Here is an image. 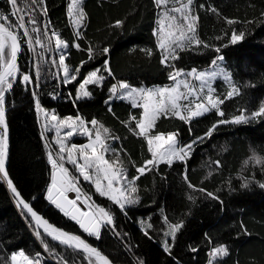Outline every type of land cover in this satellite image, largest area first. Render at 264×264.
I'll list each match as a JSON object with an SVG mask.
<instances>
[{"label": "trees", "instance_id": "trees-1", "mask_svg": "<svg viewBox=\"0 0 264 264\" xmlns=\"http://www.w3.org/2000/svg\"><path fill=\"white\" fill-rule=\"evenodd\" d=\"M181 1L83 0L71 22L69 0H16L36 54L20 43V58L0 85L9 132L7 173L46 221L112 264H264V212L254 208H264V0H191L189 35L178 45L168 35V47L162 21L173 18L185 26L183 9L176 14ZM0 23L20 32L8 0H0ZM218 56L237 94L190 121L157 119L151 134L174 133L188 153L172 163L154 162L137 131L141 109L116 98L115 84L168 85L174 72L203 69ZM10 57L4 38L0 69ZM91 73L96 79L81 93ZM44 111L85 122L90 136H100L105 162L127 182L124 209L81 179L66 149L43 126ZM87 138L76 134L64 145L80 148ZM52 162L75 180L91 209L110 215L97 234L82 232L47 201ZM17 253L38 264H98L41 233L0 172V264H12Z\"/></svg>", "mask_w": 264, "mask_h": 264}, {"label": "rangeland", "instance_id": "rangeland-1", "mask_svg": "<svg viewBox=\"0 0 264 264\" xmlns=\"http://www.w3.org/2000/svg\"><path fill=\"white\" fill-rule=\"evenodd\" d=\"M14 1L16 2V0ZM81 1L83 0H69L68 2L67 10L71 22L74 21L71 15L74 12H79V9H74V7L76 5L78 7ZM190 2L191 0H182L179 2L180 6L177 7L176 11L177 14L179 9H183L180 18L185 22V26L181 24V21L176 23L173 18L170 20H166L165 17L163 18L164 21H162V23L166 27V31L162 34V39L165 44H167L168 35H173V37L176 36L175 45H178L181 39L189 35L191 27L189 26V28L186 29V26L190 25L187 17L189 14L188 9ZM11 10H13L12 7ZM184 30H186L185 33ZM14 35L16 36L17 34ZM4 38L6 37H3V39ZM48 38L50 41L49 45H57L55 39L52 40L51 36H48ZM6 40L9 42L12 52V42L8 38H6ZM29 40L30 43H28L27 48H30L35 55V46L30 38V34ZM171 44H167V46L170 47ZM75 47L77 48V45H75ZM2 65L6 66L3 63ZM95 79L96 73L89 74L80 85L79 91L82 93L84 86ZM113 94L117 96L116 98L141 109V117L137 123V131L140 136L145 137L153 161L172 163L175 160H183L188 153V149L178 144L177 137L174 133L151 134L156 120L167 116H176L178 118H184L187 121L199 118L210 110L217 109L224 98L228 99L235 96L237 94V89L232 82L230 73L224 68L222 56H218L210 66L203 69L190 73L184 71L174 72L171 77V82L168 85L144 87L130 86L121 82L115 84ZM238 120V118L232 119L234 122ZM78 121V119L62 120V122H64L61 124L62 130H65L59 139L61 140L60 145L66 149L65 151L63 149L64 153L70 157V160L74 161L75 170L79 173L81 171L80 177L82 180L90 183L98 194L115 203L120 209H124L128 203V197L126 195L127 182L105 162L103 154L104 143L100 136L98 134L90 136V128H88L87 123L84 122L82 126H80L76 123ZM92 124L94 123H91V125ZM76 134L88 136L87 142L80 149L74 145H68L66 148L64 145L66 139L70 137L69 135L74 136ZM53 164L52 162V169L55 171ZM59 169L60 172L63 170L61 168ZM67 180L70 182L76 196L79 197V195H82L78 190L75 180L72 177H68ZM48 192L49 189L46 193L47 201L60 210L56 201L53 203L50 202L51 200L49 199ZM51 193L52 196H55L52 191ZM254 208L259 212H264V208H259L257 206ZM90 211L89 224L87 226H83L82 223L78 225L82 232L89 234L90 228L95 225V221L99 226H101L102 223L111 222V217L106 211L99 209H90ZM67 216L75 221L70 215ZM219 254H221L220 249L211 251L209 256L213 259ZM37 262L35 261L34 263L37 264ZM96 262L102 264L98 260H96ZM210 262L208 264H210ZM12 264L32 263L22 253H17L12 256Z\"/></svg>", "mask_w": 264, "mask_h": 264}, {"label": "water", "instance_id": "water-1", "mask_svg": "<svg viewBox=\"0 0 264 264\" xmlns=\"http://www.w3.org/2000/svg\"><path fill=\"white\" fill-rule=\"evenodd\" d=\"M3 37L8 38L12 42V52L11 57L6 66L1 65L0 69V85L5 81V78L13 71L15 68L20 55H21V45L17 42L16 36L6 29L0 23V55L3 50ZM0 122L2 124L3 134L0 138V172L2 175V180L6 184L9 193L13 197L14 201L17 203L18 207L24 211L27 217L35 225V227L44 235L49 237L54 242L81 252L95 260L100 261L102 264H112L107 257H105L101 252L96 249H93L82 240L71 235L70 233L58 229L54 225L46 221L40 214H38L30 204H28L19 194L15 186L13 185L9 175L7 173V164L9 157V132L7 121L0 110ZM51 191L55 196H52ZM49 199L50 202H57V206L60 210L67 215L73 217L78 225L82 223L83 226L89 224L90 219V203L85 200L82 195L79 197L73 191V188L70 182L62 175L59 170H55L52 175V182L49 187ZM93 213V212H92ZM99 230L98 224L95 221V225L90 228L89 234H97Z\"/></svg>", "mask_w": 264, "mask_h": 264}, {"label": "built area", "instance_id": "built-area-1", "mask_svg": "<svg viewBox=\"0 0 264 264\" xmlns=\"http://www.w3.org/2000/svg\"><path fill=\"white\" fill-rule=\"evenodd\" d=\"M8 1H9L10 6L13 8L12 13L18 19V25H19L20 32H17L16 40H17L18 43H22L23 46L27 47L28 43H30L29 34H28L29 32H28V29H27V27L25 26V24H24V22L22 20V16H21L20 10L18 11L19 7H18L17 3L14 0H8ZM15 6H16V9H15ZM43 25H44V20L42 21V28H43ZM34 71H36V70H34ZM54 77L57 78L58 77L57 74H54ZM67 119H70V118H67ZM53 167H54V170H60L59 167L55 163L53 164ZM61 173L66 179H68V177H70L67 174V172L65 173L63 170H61Z\"/></svg>", "mask_w": 264, "mask_h": 264}, {"label": "crops", "instance_id": "crops-1", "mask_svg": "<svg viewBox=\"0 0 264 264\" xmlns=\"http://www.w3.org/2000/svg\"><path fill=\"white\" fill-rule=\"evenodd\" d=\"M79 1V0H78ZM72 17H74V15L72 14ZM135 107V106H133ZM41 117H42V123H43V126L48 129L50 132L53 133L54 137L56 138V140L58 141V143H60V139L61 138V135L63 133V131L65 130H62V119H58L56 116L53 115V113H49V112H43L41 114ZM77 123V122H76ZM78 124V123H77ZM69 131V129H68ZM79 134V133H78ZM71 137V135H69ZM78 137H80V135H77ZM178 140V139H177ZM178 144H179V141H178ZM58 146L62 149L63 146H61L60 144H58ZM82 147V146H81ZM80 147V148H81ZM78 148V149H80ZM74 163V161H73ZM93 168H96V167H93ZM81 173V172H80ZM79 173V174H80ZM81 175V174H80ZM99 227V225H98ZM37 262V261H36ZM32 263V262H31ZM32 264H35V263H32ZM38 264V262H37Z\"/></svg>", "mask_w": 264, "mask_h": 264}]
</instances>
